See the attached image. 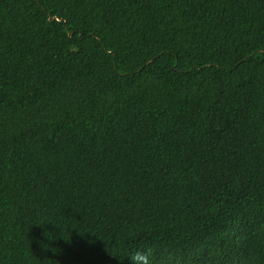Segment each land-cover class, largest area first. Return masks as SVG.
<instances>
[{"label": "trees", "instance_id": "1", "mask_svg": "<svg viewBox=\"0 0 264 264\" xmlns=\"http://www.w3.org/2000/svg\"><path fill=\"white\" fill-rule=\"evenodd\" d=\"M264 264V0H0V264Z\"/></svg>", "mask_w": 264, "mask_h": 264}, {"label": "clouds", "instance_id": "2", "mask_svg": "<svg viewBox=\"0 0 264 264\" xmlns=\"http://www.w3.org/2000/svg\"><path fill=\"white\" fill-rule=\"evenodd\" d=\"M118 258L127 257L131 264H151L152 258V249L151 248H142V249H130L122 254L117 251H110ZM122 259V258H121Z\"/></svg>", "mask_w": 264, "mask_h": 264}]
</instances>
